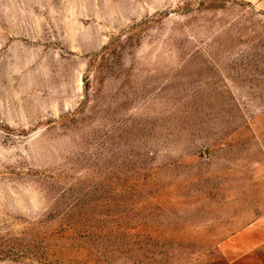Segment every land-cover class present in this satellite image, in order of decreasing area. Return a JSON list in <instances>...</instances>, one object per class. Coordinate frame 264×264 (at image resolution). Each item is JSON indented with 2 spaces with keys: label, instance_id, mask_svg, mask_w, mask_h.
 I'll return each mask as SVG.
<instances>
[{
  "label": "rangeland",
  "instance_id": "374dc122",
  "mask_svg": "<svg viewBox=\"0 0 264 264\" xmlns=\"http://www.w3.org/2000/svg\"><path fill=\"white\" fill-rule=\"evenodd\" d=\"M263 215V10L0 0V264H188Z\"/></svg>",
  "mask_w": 264,
  "mask_h": 264
},
{
  "label": "crops",
  "instance_id": "0c3cea01",
  "mask_svg": "<svg viewBox=\"0 0 264 264\" xmlns=\"http://www.w3.org/2000/svg\"><path fill=\"white\" fill-rule=\"evenodd\" d=\"M264 11V0H249ZM188 264H264V215L232 234L212 252Z\"/></svg>",
  "mask_w": 264,
  "mask_h": 264
}]
</instances>
